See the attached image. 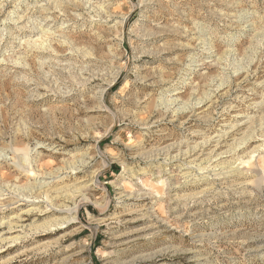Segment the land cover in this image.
Returning <instances> with one entry per match:
<instances>
[{
	"label": "rangeland",
	"instance_id": "1",
	"mask_svg": "<svg viewBox=\"0 0 264 264\" xmlns=\"http://www.w3.org/2000/svg\"><path fill=\"white\" fill-rule=\"evenodd\" d=\"M263 158L264 0H0V264H264Z\"/></svg>",
	"mask_w": 264,
	"mask_h": 264
},
{
	"label": "bare ground",
	"instance_id": "2",
	"mask_svg": "<svg viewBox=\"0 0 264 264\" xmlns=\"http://www.w3.org/2000/svg\"><path fill=\"white\" fill-rule=\"evenodd\" d=\"M111 16V15H110ZM110 16H109V18H110ZM46 21H49V20H46ZM107 21H110V20H107ZM16 23V22H15ZM33 28H36V27H33ZM20 29V28H19ZM21 29H24V30H26L27 29V27H25V26H23V27H21ZM30 31H32V30H30ZM226 135V134H225ZM220 137H223V136H221L220 135ZM194 152V151H193ZM264 159V158H263ZM261 160V159H260ZM263 162V161H262ZM218 163V162H217ZM232 163V162H231ZM215 165V164H214ZM263 165V164H262ZM234 167V166H233ZM223 169H225V168H227L226 166L224 167H222ZM222 168H220V169H222ZM258 170V169H257ZM230 171L231 170H228V171H226V172H221V173H223V174H225V173H230ZM264 171V170H263ZM234 172V171H233ZM231 175V174H230ZM54 177V176H53ZM52 177V178H53ZM160 181V180H159ZM47 186L48 185H50L48 182H47V184H46ZM45 185V186H46ZM160 185H161V183H160ZM163 185V184H162ZM82 187L80 186V187H76L75 189H73L72 190V188L70 189L71 190V193H77L78 191H80V189H81ZM43 189H44V187H43ZM64 191H66V189L65 190H60V189H51L50 187L49 188H47V189H44L43 190V193L44 192H46L47 194L48 193H50V194H55V197H53V198H51V201L53 202V200H55L56 201V199H58L60 196H61V194L64 192ZM40 192V191H39ZM67 192H68V190H67ZM41 194V193H40ZM43 195V194H42ZM69 195V194H68ZM75 195V194H74ZM41 196V195H40ZM39 196V197H40ZM65 196V195H64ZM63 196V197H64ZM38 196L36 197V198H39ZM33 198V197H32ZM43 198V197H42ZM68 198V197H67ZM74 198V197H73ZM6 199V198H5ZM30 199V198H29ZM35 199V198H34ZM50 199V198H49ZM71 199V198H70ZM59 200V199H58ZM6 201V200H5ZM30 201V200H29ZM31 201H33V202H40V200H32L31 199ZM54 201V202H55ZM7 202V201H6ZM9 203V202H8ZM27 203V202H26ZM58 203V202H57ZM55 204L56 203H53V206L54 207H56L57 209H54L55 210V212L56 211H58V210H62V209H59V207L58 206H55ZM10 205V204H9ZM2 206H5V204H3ZM53 207V208H54ZM37 209L38 208H33V209H31V210H29L27 213H29V212H35V211H37ZM8 210H9V208H8ZM53 210V209H52ZM76 211V210H75ZM51 212V211H50ZM43 213V212H42ZM22 214V213H21ZM24 214V213H23ZM24 217L22 216V215H18L16 218H12V220H9V221H7V222H2V223H0V231H3L4 230V228H6V227H8V231L7 232H5L6 233V235H7V233H15V232H17V231H20L19 229L20 228H23V227H25V226H23V224H24ZM76 221V218L75 217H73V218H71V219H68L66 222L68 223V225L66 224L65 226H63V228L64 227H68L71 223H74ZM50 223V222H49ZM64 225V224H63ZM41 227V226H40ZM56 228V227H55ZM58 228V227H57ZM62 227H60V229H61ZM3 234H4V232H3ZM23 238V237H22ZM20 239V236L18 235V236H14L13 238H11V240L12 241H17V240H19ZM4 240H6V238L5 239H3V242H4ZM11 240H8V241H10L11 242ZM2 244V243H1Z\"/></svg>",
	"mask_w": 264,
	"mask_h": 264
}]
</instances>
